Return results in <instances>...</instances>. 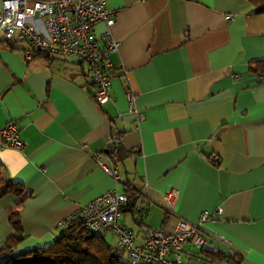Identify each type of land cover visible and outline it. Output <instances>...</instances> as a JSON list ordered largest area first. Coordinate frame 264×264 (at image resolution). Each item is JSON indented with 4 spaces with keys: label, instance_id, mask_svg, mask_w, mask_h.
Returning <instances> with one entry per match:
<instances>
[{
    "label": "crops",
    "instance_id": "1",
    "mask_svg": "<svg viewBox=\"0 0 264 264\" xmlns=\"http://www.w3.org/2000/svg\"><path fill=\"white\" fill-rule=\"evenodd\" d=\"M105 5L114 13L118 48L110 54L115 72L103 104L93 98L85 62L53 53L28 58L27 44L0 40V161L4 176L30 191L19 206L27 237L17 250L57 239L78 205L109 189L122 192L119 180L128 179L147 209L140 224L120 212L136 242L141 224L169 229L177 217L198 222L201 211L219 207L201 224L203 244L184 245L187 264H232L209 261L205 252L264 264V11L249 0ZM104 30L103 20L92 28L100 45ZM11 120L21 148L3 144L1 129ZM117 130L119 143L140 153L113 164L114 178L98 159L108 163ZM170 190L175 201L167 209ZM14 200V193L0 197V245L13 231ZM101 233L117 246L111 230Z\"/></svg>",
    "mask_w": 264,
    "mask_h": 264
},
{
    "label": "built area",
    "instance_id": "2",
    "mask_svg": "<svg viewBox=\"0 0 264 264\" xmlns=\"http://www.w3.org/2000/svg\"><path fill=\"white\" fill-rule=\"evenodd\" d=\"M107 0H1L0 33L2 38L11 41H24L27 44L25 56L31 57L33 50L46 51L75 57L86 63L93 87V98L99 104L109 100V85L114 70L110 54L117 51L118 41L112 36L111 26L114 13L106 8ZM103 20L105 30L101 33L100 45L93 35V25ZM134 95L127 93L129 107L132 108ZM142 117L136 113V119ZM3 144L15 148L23 146L14 121H8L1 129ZM119 135L113 134L112 141L119 142ZM102 156L101 151L93 153ZM213 155L212 161H217ZM108 163L98 159L99 165L114 178L118 171L110 158ZM166 208L172 209L175 201L173 191L164 194ZM125 193L106 190L93 199L78 205L64 225L79 218L92 231L111 230L117 245L125 251L128 264H187L183 257L186 243L201 246L204 241L201 224L210 217L220 214L221 208L214 211L203 210L198 222H190L177 217L171 228L140 226V241L136 242L133 229L119 223V215L126 202ZM135 207L146 209L144 200L139 197Z\"/></svg>",
    "mask_w": 264,
    "mask_h": 264
},
{
    "label": "trees",
    "instance_id": "3",
    "mask_svg": "<svg viewBox=\"0 0 264 264\" xmlns=\"http://www.w3.org/2000/svg\"><path fill=\"white\" fill-rule=\"evenodd\" d=\"M249 1L254 5V11H264V0ZM0 40L8 45L17 42L5 38ZM37 54L54 57L46 51H32V56ZM77 63L82 64L83 61L77 60ZM116 134L120 136L122 131L117 130ZM119 142L112 141V145L105 152L116 166L122 164L129 156L140 153L138 147L125 149ZM4 170L5 166L0 161V197L14 193L15 200L14 204L8 208V221L13 231L0 245V264H128L126 258L121 257L123 249L120 246L111 245L101 232L90 230L79 218L61 227L57 239L24 251H18V243L27 237L21 223L19 206L30 195V191L16 179L6 178ZM119 182L122 192L127 196L121 211L129 212L137 224L142 223V214L147 209L140 210L135 207L136 200L142 197L140 189L131 180L120 179ZM167 214L168 211L164 214L165 218ZM205 256L213 262L227 261L237 264L240 260L238 255L230 256L221 252H205Z\"/></svg>",
    "mask_w": 264,
    "mask_h": 264
},
{
    "label": "rangeland",
    "instance_id": "4",
    "mask_svg": "<svg viewBox=\"0 0 264 264\" xmlns=\"http://www.w3.org/2000/svg\"><path fill=\"white\" fill-rule=\"evenodd\" d=\"M0 35H1V33H0ZM17 42H18L19 44H26V43L23 42V41H17ZM57 56H59L60 58L66 59V60H68V61L76 59L75 57L68 56V55H62V54H57ZM121 221H122V220H121ZM107 239H108V241H109V243H110L111 245L114 244V241H113L112 237H111L109 234H107ZM121 252H122V253H121V257L124 258V257L126 256V254H125V252H124L123 250H122Z\"/></svg>",
    "mask_w": 264,
    "mask_h": 264
}]
</instances>
